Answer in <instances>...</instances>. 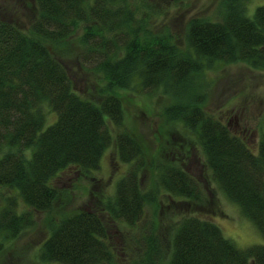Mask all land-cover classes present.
Returning a JSON list of instances; mask_svg holds the SVG:
<instances>
[{
    "label": "trees",
    "instance_id": "16d2710c",
    "mask_svg": "<svg viewBox=\"0 0 264 264\" xmlns=\"http://www.w3.org/2000/svg\"><path fill=\"white\" fill-rule=\"evenodd\" d=\"M35 5L27 31L0 19V151L10 148L0 152V188L10 192L1 197V249L35 226L37 212H51L60 199L65 206L68 193L52 184L53 177L69 166L86 175L98 169L111 143L128 168L114 194L104 195L103 209L118 224L133 227L141 221L156 192H142L147 153L139 138L123 129L120 91L135 85L185 94L165 109V118L196 135L212 177L264 240V130L251 147L206 113L204 95L194 93L200 86L195 78L208 63L264 69V4L249 17L240 0H223L222 21L189 20L187 51L170 36L149 34L125 0H35ZM80 23L82 56L105 81L98 100L74 89L66 66L46 46L66 42ZM49 113L55 119L47 123ZM155 169L156 191L187 206L165 227L169 256L163 258L165 248L150 226L143 242L137 241L135 264H264V243L240 248L213 221L192 214L191 208L208 202L193 175L176 162ZM18 198L28 209L19 210ZM113 262L107 225L91 210L61 212L38 247V264Z\"/></svg>",
    "mask_w": 264,
    "mask_h": 264
},
{
    "label": "rangeland",
    "instance_id": "374dc122",
    "mask_svg": "<svg viewBox=\"0 0 264 264\" xmlns=\"http://www.w3.org/2000/svg\"><path fill=\"white\" fill-rule=\"evenodd\" d=\"M223 0H125V5L142 21L149 34L170 36L179 48L187 51L185 29L189 20L202 18L222 21ZM245 13L252 17L255 7L264 0H240ZM36 16L35 0H0V19L11 21L27 31ZM84 24L66 42H46L49 51L66 66L74 89L88 99L98 100L104 79L91 69V61L82 56L83 48L77 39L84 31ZM200 86L194 91L203 96L202 109L219 119L235 135L255 147L259 134L264 130V69H253L243 62L208 63L195 78ZM123 111V129L134 133L143 144L148 157L147 168L140 173V186L144 193L156 192V198L145 207L144 216L136 226H126L112 221L103 209L105 196L114 194L116 182L125 175L128 163L118 161L113 143L105 150L98 169L83 174L76 166H69L53 177L52 184L67 191L63 206L58 200L51 212H37L35 226L21 233L18 238L0 247V264H38V247L49 233L51 223L60 219V213L73 214L80 210L95 211L107 225L113 251V264H135L139 256L138 243L149 233L159 236L164 248L168 237L165 227L172 224L187 206L179 205L174 198L157 190L155 165L176 162L200 183L208 202L204 208H191L192 214L213 221L223 235L238 247L246 248L264 243L254 224L242 214L238 204L226 197L212 172L206 165L197 137L182 124L174 125L165 118L167 107L185 100V94L174 95L164 88H140L138 85L120 91ZM55 119L49 113L47 123ZM113 135L115 129L111 128ZM10 148H3L5 152ZM10 193L0 188L1 197ZM15 194V191L12 192ZM19 210L28 209L18 198ZM62 205L61 211L56 209ZM60 212V213H59ZM172 213L169 217L167 214ZM173 215L175 218H173ZM166 258L169 256L165 248Z\"/></svg>",
    "mask_w": 264,
    "mask_h": 264
}]
</instances>
